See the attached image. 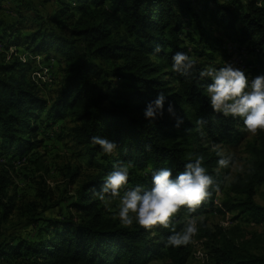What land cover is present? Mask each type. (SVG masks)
<instances>
[{
	"label": "trees",
	"instance_id": "16d2710c",
	"mask_svg": "<svg viewBox=\"0 0 264 264\" xmlns=\"http://www.w3.org/2000/svg\"><path fill=\"white\" fill-rule=\"evenodd\" d=\"M21 1L27 4L24 8H33L29 0ZM57 1L48 23L39 16L45 22L32 19L27 25L18 6L19 20L8 25L0 20L4 51L19 46L26 50L24 56L15 53L6 60L2 54L0 58V152L26 156L40 143L36 134L41 123L70 119L72 140L95 172L83 181L71 203L78 220L72 215L46 219L36 240L0 244V259L7 264H148L152 260L186 264L193 241L178 248L168 246L170 229L145 230L137 224L126 228L115 214L105 211L97 193L117 162L129 165L126 187L150 188L154 171L169 168L175 178L187 162L203 157L202 166L215 184L194 213L180 210L174 218L177 231L187 217L208 209L220 214L235 211L237 218L263 222L264 205L254 201L255 186L264 183L263 134L246 142L254 157L247 177L237 176L229 185L232 193L242 197L236 200L229 193L215 203L224 177L211 146L237 143L246 138L247 130L241 118L212 109L205 89L212 80L200 81L199 71L204 69L203 58L215 56L227 40L250 49L255 54L248 64L251 75H264V0ZM214 27L220 35L214 36ZM178 51L196 61L187 76L172 70V56ZM42 56L60 61L61 83L49 98L42 96L33 78L39 70L32 65ZM160 92L166 96L164 115L149 121L145 107ZM169 102L183 118L179 127L167 112ZM200 118L207 121L203 137L196 126ZM94 135L115 141L117 150L104 154L99 145L90 143ZM10 183L9 176L0 175L1 197ZM2 205V218H6L13 206L9 201ZM197 227V237L216 239L203 220ZM207 248L212 264H264V254L249 253L230 240Z\"/></svg>",
	"mask_w": 264,
	"mask_h": 264
},
{
	"label": "rangeland",
	"instance_id": "374dc122",
	"mask_svg": "<svg viewBox=\"0 0 264 264\" xmlns=\"http://www.w3.org/2000/svg\"><path fill=\"white\" fill-rule=\"evenodd\" d=\"M17 1L3 0L1 2L0 20L5 25L20 19L15 11L17 6L22 10L21 14H24L22 17L27 18V25L31 24L32 19L34 23L45 22L44 20H47V23L50 22V16L54 14L58 6L57 0L50 2L29 0L32 4L31 7H33L30 9L29 6L24 8L27 5L25 1L19 0L18 5ZM34 15L37 16V19H34ZM39 16H42L44 20L39 19ZM36 25H31V27L34 28ZM62 25L64 24L62 23ZM214 30V36L220 35L221 30L219 28L214 27ZM27 32L29 31H24V33ZM4 50V46L0 45V58L2 54H5L6 60H10L16 54L21 56L26 54L24 46L10 47L7 51ZM219 50L215 56L203 58L204 68L209 66L220 68L225 64H232L244 71L249 80L254 78L250 73L248 64L254 60L255 54L250 49L241 47L236 42L225 40L219 45ZM9 57L10 59H8ZM48 58L45 56L38 57L32 65L35 70H39L37 74H33V78L41 87L39 88L40 93L46 98H49L53 90L61 83L60 61L56 58ZM73 124L74 122L70 119L48 122L47 125L41 123L36 134L40 143L26 156L20 157L14 152H0V175L5 174L11 179V183L6 188L5 196H0V244L15 243L19 240H36L40 228L46 224V219H62L68 215H72L74 220L79 219V215L72 209L71 203L76 200L83 181L87 180L95 170L88 165L80 146L72 140L70 128ZM259 134L264 136V131L257 132L255 136L247 132L246 138L231 145L219 144L226 155L231 154L237 167H243V171H238L231 166L222 169L217 167L218 170H221L224 181L216 193L215 203L224 200L229 193L236 200L242 197L232 193L229 185L235 177L246 178L250 172L254 165V157L246 146V142L257 141ZM202 142H206L205 139ZM72 172L73 179L70 178ZM225 176L230 177L229 182H225ZM6 201L12 204V212L6 218H2V203ZM254 201L264 205V183L255 186ZM210 210L208 209L196 217L198 220L202 219L207 228L216 234V239L197 237V234L192 240V254L186 264H212L210 258H198L195 251L201 249L208 252L207 245L218 244L219 241L230 240L240 248H245L249 253L264 254V221L256 223L238 215L237 218L235 211L220 214L215 210ZM105 211L115 214L118 218V200L113 202L111 211L106 209ZM8 262L16 264L13 261ZM0 264H7V261L0 259ZM148 264L170 263L164 260H152Z\"/></svg>",
	"mask_w": 264,
	"mask_h": 264
},
{
	"label": "clouds",
	"instance_id": "9594fccd",
	"mask_svg": "<svg viewBox=\"0 0 264 264\" xmlns=\"http://www.w3.org/2000/svg\"><path fill=\"white\" fill-rule=\"evenodd\" d=\"M156 51H160L159 46ZM172 61V70L184 76L196 68V61L185 52H176L172 56ZM205 78L212 80L205 89L215 112L226 117L241 118L244 128L253 136L259 131H264V75L249 80L244 71L232 64H225L220 68L209 66L200 70L199 80ZM165 100V94L160 92L146 105L145 118L149 121L162 118ZM167 112L176 119L177 127L183 123V118L177 116L171 102L168 104ZM206 123L203 118L196 121L197 131L202 137L204 135L202 129ZM90 143L99 145L106 155H112L117 150L116 142L106 137L94 135ZM211 150L219 157L218 168L231 166L243 171V167H237L231 154L226 155L219 144L213 143ZM202 162L203 157L190 160L175 178L172 177L169 168L156 170L152 174L150 188L144 185L126 187L129 180V165L117 162L113 171L107 174L97 196L104 208L109 211L112 210L113 202L118 200V218L124 227L131 228L135 223L145 230L157 227L170 229L167 245L176 248L187 246L198 234V218L187 217L180 231L176 230L174 218L182 208L194 213L209 198V189L213 187L215 181L207 174ZM229 181L230 177L225 176V182Z\"/></svg>",
	"mask_w": 264,
	"mask_h": 264
},
{
	"label": "built area",
	"instance_id": "2783aa9c",
	"mask_svg": "<svg viewBox=\"0 0 264 264\" xmlns=\"http://www.w3.org/2000/svg\"><path fill=\"white\" fill-rule=\"evenodd\" d=\"M195 255H196L198 258H200V259H204V258L207 259V258H208L206 252L202 251L201 249H197V250L195 251Z\"/></svg>",
	"mask_w": 264,
	"mask_h": 264
}]
</instances>
